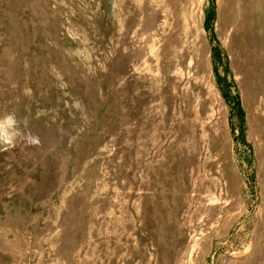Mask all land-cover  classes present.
I'll return each instance as SVG.
<instances>
[{
    "label": "rangeland",
    "instance_id": "obj_1",
    "mask_svg": "<svg viewBox=\"0 0 264 264\" xmlns=\"http://www.w3.org/2000/svg\"><path fill=\"white\" fill-rule=\"evenodd\" d=\"M0 264H264V0H0Z\"/></svg>",
    "mask_w": 264,
    "mask_h": 264
},
{
    "label": "trees",
    "instance_id": "obj_2",
    "mask_svg": "<svg viewBox=\"0 0 264 264\" xmlns=\"http://www.w3.org/2000/svg\"><path fill=\"white\" fill-rule=\"evenodd\" d=\"M212 20V14L210 13L207 17V21L206 23L209 24V22ZM213 54H214V60L216 62H219L220 60L223 61L224 58H222V50L218 47V46H215L213 47ZM239 106V104H238ZM239 113L240 115L242 116L243 112H242V108L239 106Z\"/></svg>",
    "mask_w": 264,
    "mask_h": 264
}]
</instances>
